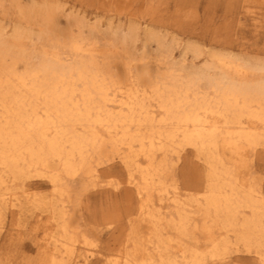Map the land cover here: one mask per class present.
<instances>
[{
  "label": "bare ground",
  "instance_id": "obj_1",
  "mask_svg": "<svg viewBox=\"0 0 264 264\" xmlns=\"http://www.w3.org/2000/svg\"><path fill=\"white\" fill-rule=\"evenodd\" d=\"M46 5L37 60L26 57L20 32L0 31V189L32 177L52 186L56 223L39 245L44 264L89 260L93 241L68 210L66 180L94 186L98 167L115 159L139 207L106 264H231L239 251L264 264V191L223 157L224 148L264 150V59L210 52L200 67L140 85L116 76L96 43L58 34ZM186 148L206 174L181 188L173 159ZM11 195L0 193V219L8 206L20 212Z\"/></svg>",
  "mask_w": 264,
  "mask_h": 264
},
{
  "label": "rangeland",
  "instance_id": "obj_2",
  "mask_svg": "<svg viewBox=\"0 0 264 264\" xmlns=\"http://www.w3.org/2000/svg\"><path fill=\"white\" fill-rule=\"evenodd\" d=\"M46 4L53 11L58 34L70 32L96 43L116 76L127 74L140 85L168 71L200 67L208 63L210 52L264 59V0H0V31L7 36L20 32L25 55L33 60L45 44L42 12ZM223 151L236 176L252 178L264 191V150ZM173 163L181 188L197 184L206 174L191 148ZM98 169L100 179L94 186L86 185L81 176L66 180L68 210L79 232L93 241L89 260L77 264H106L138 216L139 198L128 189L123 163L115 159ZM116 182L121 184L112 190ZM16 184L7 181L0 189L22 203L20 212L11 206L3 209L0 264H44L39 245L46 226L51 223L55 229L56 223L48 205L54 199L52 186L41 177ZM231 264L257 263L253 254L239 251L232 254Z\"/></svg>",
  "mask_w": 264,
  "mask_h": 264
}]
</instances>
